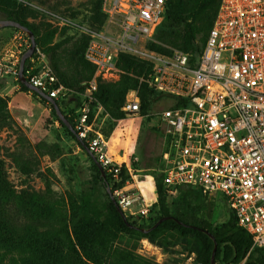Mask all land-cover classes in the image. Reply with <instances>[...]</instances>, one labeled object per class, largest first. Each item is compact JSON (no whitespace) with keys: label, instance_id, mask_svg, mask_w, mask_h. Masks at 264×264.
<instances>
[{"label":"rangeland","instance_id":"rangeland-1","mask_svg":"<svg viewBox=\"0 0 264 264\" xmlns=\"http://www.w3.org/2000/svg\"><path fill=\"white\" fill-rule=\"evenodd\" d=\"M0 4L22 11L24 19L37 30L36 46L42 51L54 47L52 59L46 55L47 59L67 82L75 85L94 79L97 86H120L123 91L133 79H139L156 56L191 46L182 26L166 35L156 33L140 42L134 53H121L132 60L119 58V54L109 71L100 72L83 60L82 50L92 33L117 32L115 21L107 13L108 0H0ZM1 18H5L2 13ZM193 31L192 41L200 47L207 27L195 26ZM20 33L21 30L0 28V225L14 230L19 239L15 246L0 240V264H94L86 258L100 264H200L187 239L175 233L159 234L152 241L135 232L113 234L105 229L85 249L86 253L80 248L74 231L94 221L81 207L84 196L105 213L109 195L90 157L69 137L49 106L17 86L12 73L7 72L5 64L15 60L16 55L10 54ZM136 88L139 90V86ZM171 103L163 96L153 103L147 116L140 112L98 121L110 137L116 157L125 153L136 162L134 178L148 204L156 198L155 189L149 186V175L154 178L152 172L160 167L164 149L156 113ZM210 202L208 217L205 206L183 204L179 189L168 199L173 215L197 213L215 224L225 220L230 211L223 195L206 197V203ZM136 208L124 211L125 215ZM140 217L144 224L152 223L149 215ZM26 237L31 245L26 244Z\"/></svg>","mask_w":264,"mask_h":264},{"label":"built area","instance_id":"built-area-1","mask_svg":"<svg viewBox=\"0 0 264 264\" xmlns=\"http://www.w3.org/2000/svg\"><path fill=\"white\" fill-rule=\"evenodd\" d=\"M108 2L117 32L92 33L84 50V58L100 72L109 71L119 54L134 53L140 42L152 38L167 15V0ZM16 39L10 54L15 60L5 67L20 86L19 62L30 40L23 31ZM28 59L24 71L33 86L55 100L75 93L38 46ZM138 80L172 100L156 113L164 140L161 171L167 194L190 185L211 197L221 193L253 246L264 247V0H220L197 59L175 49L156 56ZM96 89L93 79L80 93L73 114L76 135L102 165L120 208L137 206L132 215L151 218V204L139 191L133 161L125 153L116 157L110 137L98 125L100 115L102 123L109 114ZM138 91L131 88L125 95L122 110L128 117L141 112ZM122 170L129 178L120 184ZM149 181L154 190L152 175Z\"/></svg>","mask_w":264,"mask_h":264},{"label":"trees","instance_id":"trees-1","mask_svg":"<svg viewBox=\"0 0 264 264\" xmlns=\"http://www.w3.org/2000/svg\"><path fill=\"white\" fill-rule=\"evenodd\" d=\"M220 0H167V15L163 23L157 29L156 33L164 34L174 32L175 28L183 27L186 32V39L188 43L191 44V48H185L184 51L189 52L191 54L192 59H197L199 53L201 52L203 45L206 41L209 30L213 25V21L215 15L217 13L219 7ZM0 13L4 15L7 19L15 20L25 26H27L34 34L36 39V44L39 45L37 39V30L36 28L29 22H27L22 14V11L15 6H10L6 4H0ZM207 27V35L203 42V44L198 47L194 44L193 34L194 27ZM195 25V26H194ZM12 28L14 30H20L16 27H5ZM155 33V34H156ZM190 33V35L188 34ZM188 35V36H187ZM89 41V40H88ZM88 43V42H87ZM86 43V45H87ZM82 50V57L85 62L91 64L84 58V50ZM54 47L43 48V52L45 55H48L50 59H52ZM124 57L127 60H132L133 58L127 54H121L119 56ZM29 59L26 60L25 70ZM138 63H134L137 65ZM56 74L60 78V80L70 88L75 90V93L67 98V99H56L57 104L59 105L62 112L69 119L72 126H74L73 122V114L77 106L80 102V93L84 90L85 85H75L69 83L65 80V77L61 74L58 67L55 64H52ZM92 65V64H91ZM135 67V66H134ZM138 68H141V65H137ZM25 72V71H24ZM141 72L138 71V73ZM139 86L140 91V101H141V113L145 115L154 102L158 101L163 97V94L157 93L154 89L150 88L147 83L142 82L139 84L138 79H133L132 82L128 85L127 89L121 90L120 86H103L98 85L95 91V96L99 100V102L103 105L105 111L109 114V120L111 118L119 119L125 116L124 111L122 110L126 90L131 88H136ZM20 87L22 90L31 92L36 96L40 97V99L49 106V108L54 113L55 117L59 121V123L64 127L65 131L75 142L79 145L80 142L77 140L76 134H74L71 130L65 126V124L59 119L57 116L54 106L48 102L46 99L41 97L37 92L30 90L24 84L20 82ZM157 97V98H156ZM102 118V114L100 115L98 121ZM103 131V130H102ZM107 135L105 132H103ZM83 149V148H82ZM86 152V151H85ZM163 152V151H162ZM87 153V152H86ZM89 156V154L87 153ZM90 157V156H89ZM93 167L97 172V176L103 186L106 188L107 185L110 184L109 177L106 175L102 177L100 170L97 168L96 164L90 157ZM161 165L158 170L153 171L154 174V182H155V194L156 200L150 205L149 211L152 214L151 224H144L143 219L140 215H132L127 214L126 219L122 217L120 212L117 210L115 204L109 198V204L107 207V212H102L99 207L90 199L88 196H84L81 207L85 210L92 218L93 222L91 224H87L85 228L82 230L74 231L75 240L78 242L80 248L85 252V249L88 248L89 245L93 244L95 238L100 234L102 230L109 229L111 233H122V232H135L143 235L144 237L155 241L159 234L162 233H175L179 238H186L187 243L190 246V251L194 252L196 255V261L200 264H210V257L212 253V249L214 246L213 240L204 232L192 228L189 226H185L184 224L193 225L196 227L207 229L214 237L217 242V250L215 253V261H220L223 263H234L239 264L244 261L243 264H264V247L253 246L252 238L250 234L241 228L236 221L235 216L229 212L228 217L220 223H210L208 220L203 219L198 216L197 213L188 216H176L170 212L168 199L169 195L166 192L163 183L164 174L161 171L163 167V159L162 154L160 157ZM133 165L136 167V162H133ZM129 176L125 174V170H122V184ZM119 184V185H120ZM113 190V186L111 185V191ZM180 197L183 204L188 207L196 204V206H205V212L208 217L211 213V202L206 203V197L208 195L203 194L199 188L195 186H183L179 188ZM108 193V192H107ZM211 197V196H209ZM198 203V204H197ZM172 215L181 221L184 224H180L175 219L166 218L164 221L159 223L157 227L150 230L149 232H142L136 227L140 228H150L153 226L160 218ZM18 239V238H17ZM16 239V235L14 230L11 228L0 225V240L9 246L18 245V240ZM27 245H31L32 242L29 237L24 239ZM37 246V244H36ZM87 251V250H86ZM86 253V252H85ZM87 255V254H86ZM88 261L93 262L94 264H100L99 262H95L90 258H86Z\"/></svg>","mask_w":264,"mask_h":264},{"label":"water","instance_id":"water-1","mask_svg":"<svg viewBox=\"0 0 264 264\" xmlns=\"http://www.w3.org/2000/svg\"><path fill=\"white\" fill-rule=\"evenodd\" d=\"M5 27H16L19 28L21 31L25 32L30 40V46L25 50V52H23L21 58H20V62H19V72H18V79L19 81L24 84L27 88H29L32 91L37 92L41 97H43L44 99H46L48 102H50L53 106H54V110L57 114V116L59 117V119L65 124V126H67V128L69 130H71L74 134H76L74 127L72 126L71 122L69 121V119L65 116V114L62 112V110L60 109L59 105L57 104L56 100L53 99L52 97H50L48 94H46L45 92L41 91L39 88L33 86L28 79L25 76V63L26 60L33 54L34 49L36 47V39L35 36L33 34V32L25 25L12 20V19H7V18H1L0 19V28H5ZM77 136V135H76ZM77 140L80 142L81 146L85 149V151L89 154V156L92 158V160L94 161V163L96 164L97 168L100 170V173L102 175V177H105V172L104 169L102 167V165L99 163V161L95 158V156L88 150L87 146L84 144V142L77 136ZM106 190L108 192L109 198L112 200V202L115 204L117 210L120 212V214L122 215V217L124 218V220L126 219V215L124 213V211L120 208V206L118 205V203L116 202L115 198L113 197L109 186L107 185ZM166 218H172L175 219L177 222H179L180 224H184L181 221H179L177 218H175L172 215L166 216V217H162L160 218L153 226H151L150 228H140V227H136L139 230H141L142 232H149L150 230L154 229L155 227H157V225L159 223H161L162 221H164ZM185 226H189L192 228H196L204 233H206L214 242V246L212 249V253H211V257H210V264H215V253L217 250V242L215 240V237L207 230L204 228H200V227H196L193 225H188V224H184Z\"/></svg>","mask_w":264,"mask_h":264},{"label":"bare ground","instance_id":"bare-ground-1","mask_svg":"<svg viewBox=\"0 0 264 264\" xmlns=\"http://www.w3.org/2000/svg\"><path fill=\"white\" fill-rule=\"evenodd\" d=\"M149 186H151V183H149ZM151 189V188H150ZM152 190V189H151Z\"/></svg>","mask_w":264,"mask_h":264},{"label":"crops","instance_id":"crops-1","mask_svg":"<svg viewBox=\"0 0 264 264\" xmlns=\"http://www.w3.org/2000/svg\"><path fill=\"white\" fill-rule=\"evenodd\" d=\"M151 189H153L152 186H151ZM155 197H156V195H155Z\"/></svg>","mask_w":264,"mask_h":264}]
</instances>
